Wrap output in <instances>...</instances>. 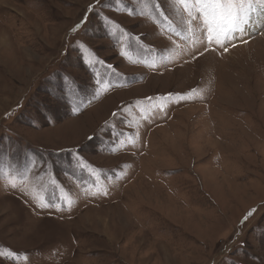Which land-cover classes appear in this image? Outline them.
Masks as SVG:
<instances>
[{"label": "rangeland", "instance_id": "1", "mask_svg": "<svg viewBox=\"0 0 264 264\" xmlns=\"http://www.w3.org/2000/svg\"><path fill=\"white\" fill-rule=\"evenodd\" d=\"M193 3L0 0V264H264V0Z\"/></svg>", "mask_w": 264, "mask_h": 264}, {"label": "snow or ice", "instance_id": "2", "mask_svg": "<svg viewBox=\"0 0 264 264\" xmlns=\"http://www.w3.org/2000/svg\"><path fill=\"white\" fill-rule=\"evenodd\" d=\"M255 0H194L193 7L207 26L209 43L223 44L243 32L257 12ZM80 25H77V28ZM227 51V48L224 49ZM255 210L249 212L247 220Z\"/></svg>", "mask_w": 264, "mask_h": 264}, {"label": "bare ground", "instance_id": "3", "mask_svg": "<svg viewBox=\"0 0 264 264\" xmlns=\"http://www.w3.org/2000/svg\"><path fill=\"white\" fill-rule=\"evenodd\" d=\"M260 13H261V15H259L260 17H261V19H259V21H260V23H258L257 25H260L261 24V22H264V10H260ZM258 14V13H257ZM256 17H257V15H254L253 16V18H252V20H254V21H258L257 19H256ZM258 18V17H257ZM245 46H243L242 48H244ZM206 54V53H205Z\"/></svg>", "mask_w": 264, "mask_h": 264}]
</instances>
